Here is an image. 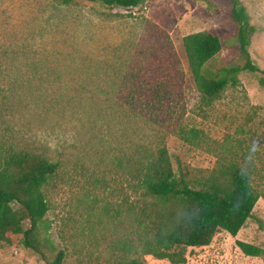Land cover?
<instances>
[{
    "label": "rangeland",
    "instance_id": "obj_1",
    "mask_svg": "<svg viewBox=\"0 0 264 264\" xmlns=\"http://www.w3.org/2000/svg\"><path fill=\"white\" fill-rule=\"evenodd\" d=\"M237 5L253 28L249 59L264 74V0H237ZM232 6V0H144L129 9L83 0L67 7L51 0H0V154L8 148L25 149L61 163L59 178L46 194L45 217L54 246L65 252L61 264H115L119 259L121 253L109 238L99 239L96 246L87 242L86 230L81 234L85 215L80 213L88 203L86 192L116 201L120 197L116 189L129 191L116 160L135 139L126 119L100 116L97 104L72 90L82 82L112 79L118 89L122 69L150 81L169 79L168 115L161 109V123L147 124L142 140L157 144L164 137L176 173L214 165V158L179 138V128L195 127L219 140L230 133L243 146L264 153L261 73H240V85L228 87L206 107L200 103L181 46L183 36L208 31L221 44L210 69L242 66ZM153 26L164 32L165 41L169 39L173 59L159 51ZM104 63L118 69L111 79L103 74ZM173 65L175 72L170 74ZM93 67L99 69L97 76L90 75ZM97 178L106 184L95 189ZM253 182L264 194V172ZM236 241L260 248V256H245ZM0 264L46 263L22 245H0ZM143 264L170 263L147 256ZM185 264H264V200L256 202L235 238L217 232L208 246L188 248Z\"/></svg>",
    "mask_w": 264,
    "mask_h": 264
},
{
    "label": "trees",
    "instance_id": "obj_2",
    "mask_svg": "<svg viewBox=\"0 0 264 264\" xmlns=\"http://www.w3.org/2000/svg\"><path fill=\"white\" fill-rule=\"evenodd\" d=\"M51 1L56 6L67 7L76 0ZM83 1L123 8L144 2ZM232 3L230 17L237 24L242 66L232 64L216 72L210 69L221 50L219 37L211 32L203 30L181 38L187 70L200 103L206 107L219 99L228 87L239 86L238 76L244 71L261 73L259 84L264 87V74L253 66L247 52L253 28L237 0ZM153 29L157 30L159 51L168 60L173 59L175 52L169 39L165 41L164 32L155 26ZM174 67L168 73L173 74ZM103 69L104 76L110 79L118 70L110 63H104ZM89 70L91 76L99 74L98 67ZM138 74L128 69L119 70L122 79L118 89L112 79L102 83L88 79L79 84V88H72L97 104L100 116L117 115L126 119L135 136L129 140L126 153L116 160L129 191L123 187L116 189L120 195L116 201L106 196L100 198L97 192H86L88 203L80 213L82 218L85 215L81 234L86 230V237L90 239L86 240L93 246L99 239L107 241L109 238L121 253L115 264H143L147 256L170 264H185L187 249L208 246L217 232L222 230L235 238L251 218L256 202L264 200V194L253 182L254 177L264 172V153L243 146V142L230 133L219 140L195 127L179 128V138L214 158V165L210 169L176 173L164 137L157 144L142 140L147 124L161 123L158 121L161 109H166L165 115H168L172 82L157 78L150 81ZM61 168L60 162L25 149L8 148L0 154V245H22L37 253L46 264L62 263L65 252L57 251L45 221L49 211L46 194L59 178ZM105 184L104 179L93 180L95 189ZM96 208L101 211L97 212ZM236 245L247 257L261 254L260 248L251 244L236 241Z\"/></svg>",
    "mask_w": 264,
    "mask_h": 264
},
{
    "label": "built area",
    "instance_id": "obj_3",
    "mask_svg": "<svg viewBox=\"0 0 264 264\" xmlns=\"http://www.w3.org/2000/svg\"><path fill=\"white\" fill-rule=\"evenodd\" d=\"M129 8H132L131 6L130 7H127V9H129Z\"/></svg>",
    "mask_w": 264,
    "mask_h": 264
}]
</instances>
